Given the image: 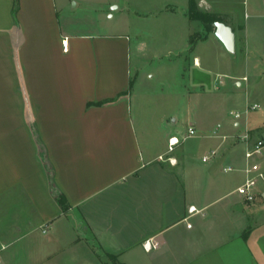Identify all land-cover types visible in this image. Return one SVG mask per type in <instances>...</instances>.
Here are the masks:
<instances>
[{"label":"crops","instance_id":"0c3cea01","mask_svg":"<svg viewBox=\"0 0 264 264\" xmlns=\"http://www.w3.org/2000/svg\"><path fill=\"white\" fill-rule=\"evenodd\" d=\"M195 3L232 28L233 51L189 17L188 0H0V264L23 249V264H264V184L252 201L235 191L254 163L233 138L248 119L224 138L210 131L211 149L225 143L214 164L241 172L228 188L213 165L187 169L182 145L168 154L174 134L137 127L132 115L135 65L161 34L182 39L170 61L189 71V126L207 127L220 87L259 105L250 89L264 80V1ZM180 4L182 26L170 17ZM192 205L200 211L185 219Z\"/></svg>","mask_w":264,"mask_h":264},{"label":"rangeland","instance_id":"374dc122","mask_svg":"<svg viewBox=\"0 0 264 264\" xmlns=\"http://www.w3.org/2000/svg\"><path fill=\"white\" fill-rule=\"evenodd\" d=\"M162 1L163 0H142L143 5L149 8L150 5H152V8H156ZM176 1L180 2L181 0ZM181 7L180 4L177 12L170 14L171 21L176 19L180 22L179 26L183 25ZM115 19L116 17L106 19L105 21L113 23ZM140 24L144 27L147 26L146 22H141ZM171 36L173 37L169 38L161 34L155 40L149 38L146 43L149 55L147 54V56H144L142 63L138 62L137 66L135 65L138 70L136 76L138 96L135 106L136 111H134L133 108L132 115L135 118L137 127L142 125L147 130L151 131V133L163 129L166 134H174L181 139L182 135L187 131L189 124L195 122L197 107L194 105L192 95L189 96L193 87L191 85V79L189 78L188 69L187 72L183 73L180 67L177 68V63L170 61V59L175 57L173 54V52L176 51L175 48L182 42L181 36L180 38L179 36L174 37V34H171ZM132 68L131 73L133 75L135 73L134 64H132ZM221 89L224 88L220 87V89L217 90L218 99L216 113L212 115L207 127H199L196 125L194 128L196 133L183 140L181 139L179 144L174 147V150L168 154H175L177 146L182 145L188 151L185 153L184 158L188 166L191 167L187 169H191L192 166H195L198 171H202L203 174L206 175V170H208L210 165H213L211 167L212 173H215L216 176L224 177L228 188H231L241 181V177L238 176L241 172L223 171L222 167L225 166L226 163L222 161L214 164V161L219 157L224 148L225 143L222 142L217 147L216 154L211 157V159L202 161L201 157L208 154L212 146L215 145L214 143L218 140V137L210 135L212 134L210 131L219 124L216 132L218 134L225 133L229 131V129H232L228 127L232 126L234 119L241 120L247 118L249 127H253L248 132V143L250 145L256 139L264 140V103L261 102L264 100V80L257 86L253 85L250 89V94L258 97L259 106L256 109H252L250 103L243 107L244 105L241 103V100L238 102L231 100L233 96H229L225 91L222 93L219 92L222 91ZM235 112L239 113L238 117H234ZM248 125H245V127ZM245 127L244 129L240 128L239 131L238 129L235 130L237 133L242 134L245 132ZM228 139H231V137L229 136ZM236 141H238V139ZM163 145L164 143L160 144L159 149H163ZM244 147L245 143L240 140L237 148L239 156L242 158ZM168 154L164 156H168ZM250 159L254 163L261 162L262 165H264V146H262L260 154L254 155ZM262 184H264V180L259 179L258 183L255 185L254 191L259 190L258 188ZM13 259H15L14 263L23 264L27 259V253L23 249V251L17 252ZM107 264H117V262L107 258Z\"/></svg>","mask_w":264,"mask_h":264},{"label":"built area","instance_id":"2783aa9c","mask_svg":"<svg viewBox=\"0 0 264 264\" xmlns=\"http://www.w3.org/2000/svg\"><path fill=\"white\" fill-rule=\"evenodd\" d=\"M262 5H264V3H262ZM243 79H246V77H243ZM259 105L254 103L252 104L250 107L252 109H255L257 108ZM239 116V113L238 112H235L234 113V117H238ZM217 127L218 125L213 129L212 133L214 135H218V136H221L222 138L225 137V135H219L216 131H217ZM196 133L195 129L192 127V126H188L187 128V131L182 135V140L191 136V135H194ZM233 138H236L238 140H241V141H244L247 145H246V148L244 150V157L246 159H250L252 156L254 155H258L261 153V148L262 146H264V140L262 139H256L253 141V143L248 144V140H249V134L248 132H244L240 135H235ZM177 136L175 135H171L169 138H168V141H167V152H171L174 150V147L179 144L180 140ZM216 154V150L215 149H211L209 151L208 154L206 155H203L202 156V160L205 161V160H208L210 157H213L214 155ZM159 159L161 160H168V161H171V157L170 156H167V157H164V155H159L158 156ZM226 169H231L230 167H227ZM245 178L243 180V182L238 185L235 189V191L240 194L245 200L247 201H252L253 198H254V186L255 184L257 183V181L259 179H262L264 178V172L260 171L257 167V164L256 163H251L249 166L245 167ZM253 171V173H251ZM188 215L185 219H187L188 217H190L192 214L194 213H197L199 212L200 210L199 209H196L193 205L192 206H189L188 209ZM188 226H190V223L187 224ZM153 244L151 242H149V240H146L144 243H143V246H145V248L149 249Z\"/></svg>","mask_w":264,"mask_h":264},{"label":"trees","instance_id":"16d2710c","mask_svg":"<svg viewBox=\"0 0 264 264\" xmlns=\"http://www.w3.org/2000/svg\"><path fill=\"white\" fill-rule=\"evenodd\" d=\"M188 14L190 18L200 20L207 30H213L214 26L212 25V22L220 19L219 16H217L214 13L198 9L195 0H188ZM200 37H201L200 34L195 33L190 36L189 40L192 43L193 41L197 40ZM117 264H124V263H117Z\"/></svg>","mask_w":264,"mask_h":264},{"label":"water","instance_id":"95a60500","mask_svg":"<svg viewBox=\"0 0 264 264\" xmlns=\"http://www.w3.org/2000/svg\"><path fill=\"white\" fill-rule=\"evenodd\" d=\"M213 25L216 37L223 43L227 51H233L234 33L232 28L222 21H215Z\"/></svg>","mask_w":264,"mask_h":264}]
</instances>
